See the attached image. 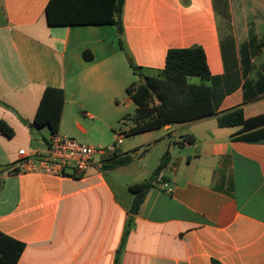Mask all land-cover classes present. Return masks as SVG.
I'll list each match as a JSON object with an SVG mask.
<instances>
[{
	"label": "crops",
	"instance_id": "crops-1",
	"mask_svg": "<svg viewBox=\"0 0 264 264\" xmlns=\"http://www.w3.org/2000/svg\"><path fill=\"white\" fill-rule=\"evenodd\" d=\"M49 1L0 0V120L15 129L12 138L0 133V231L25 243L17 264H264V124L246 131L221 127L217 115L167 124L159 135L160 128L134 134L146 147L136 145L132 154L122 137L115 154H95L79 177L22 171L17 164L20 149L46 148L50 130L34 123L46 87L65 90L59 133L109 145L123 136L110 132L115 120L128 118L122 107L135 103L131 84L128 98H119L135 74L130 61L155 75L171 48L203 47L214 76L236 62L241 82L225 95L219 114L236 107L247 119L264 114V91L245 100L243 87L264 76V60L258 61L264 41L255 50L249 37L243 41L250 40L244 75L242 42L231 36L233 57L215 0H124L122 30L52 26ZM252 131L255 139L241 138ZM166 151L167 165L132 213L137 195L129 186L149 180ZM148 155H155L151 165Z\"/></svg>",
	"mask_w": 264,
	"mask_h": 264
},
{
	"label": "trees",
	"instance_id": "trees-1",
	"mask_svg": "<svg viewBox=\"0 0 264 264\" xmlns=\"http://www.w3.org/2000/svg\"><path fill=\"white\" fill-rule=\"evenodd\" d=\"M215 0L217 12L219 5H223L225 17L228 14V1ZM124 0H50L46 15L52 26L72 24H111L122 30L121 12ZM230 49L235 57V43L230 39ZM121 48L124 49L120 40ZM240 49V63L246 75V66L250 64L247 45ZM227 47V46H226ZM226 50L223 46V51ZM87 60L92 59L89 50L84 52ZM131 66L140 77L132 83L127 91L137 104L136 113L131 117L133 125L126 132L129 135L155 130L171 123H183L203 117L217 115L221 127L241 126L243 130H251L264 124V114L252 118H245L243 108L236 107L219 114L220 104L228 93L233 92L240 85V74L236 62L230 72L223 76L212 75L206 52L199 45L186 48H171L166 55L165 67L155 75L144 74L140 67ZM189 76H199L200 83L189 82ZM209 80L211 83H208ZM245 100H249L264 91V76L253 83L245 80L243 83ZM249 90V93H248ZM66 94L64 88L48 86L40 99L34 117L38 127H48L50 133L59 132L65 106ZM0 133L7 138L15 136V129L5 120H0ZM255 131L241 136L244 140L255 139ZM169 152L162 156L159 165L153 171L149 180L134 183L129 190L136 195L143 196L153 186L155 178L167 165ZM130 220L125 234L128 232ZM25 243L0 231V264H17ZM121 249H119L120 252ZM215 264H220L215 261Z\"/></svg>",
	"mask_w": 264,
	"mask_h": 264
},
{
	"label": "rangeland",
	"instance_id": "rangeland-1",
	"mask_svg": "<svg viewBox=\"0 0 264 264\" xmlns=\"http://www.w3.org/2000/svg\"><path fill=\"white\" fill-rule=\"evenodd\" d=\"M230 1H232V15L228 20L226 19L228 17H225L223 5H221V7L219 5V11L217 12V14L219 13L218 24H219L222 38L227 41L229 38H231V36H233L236 39L238 44H240L241 42H242L241 44H243L245 43L243 41L247 40L249 37L251 40L249 41L251 42L253 49L255 50L256 48H259L258 46L260 42L264 41V35L261 34L264 29V0H251L254 2L255 7H253L252 9H247V10L242 9L241 5L243 4V2L248 1V0H230ZM220 2L222 1L217 0L218 4ZM231 22H234V26H231ZM255 23L258 24L257 26L260 32L258 33V35L255 33L256 31ZM248 27L251 29L249 36L247 33ZM249 41H246L244 45H247V47H249L250 46ZM263 60H264V55L258 56V61H263ZM139 80H140V77L138 75H135L134 73H131L128 76L127 82L125 84L126 86L122 85L120 87L121 89V94L119 95L120 100H122L124 97L128 98L126 87H128L130 84L137 82ZM201 81H202V78H200L199 76H189V82L200 83ZM207 82L211 83L209 80H207ZM122 109H123L124 116H128V118L125 119L126 122L124 123L123 120H121V119H124V117L119 120H115L113 122V127H112V130H110V132L114 134L113 129L116 130V132H122L124 145L125 147L129 149L128 152L132 154L133 147L141 143L140 138H142L141 137L142 135H129L125 131H128L129 127L133 124L131 117L134 116L136 113V104L133 102L130 105L123 106ZM155 132H156L155 134L159 135L162 132H166V131L163 128H160L156 130ZM168 134H170V132L169 133L167 132V135ZM176 139H180V135H177ZM103 145H100V146L96 145L95 147L103 148V147L108 146V145H104V146ZM143 147H146V146H143L140 144L138 149L142 150ZM141 155L142 153H139L138 156H141ZM154 157L155 155H148L147 162L150 165L154 163L155 161Z\"/></svg>",
	"mask_w": 264,
	"mask_h": 264
},
{
	"label": "built area",
	"instance_id": "built-area-1",
	"mask_svg": "<svg viewBox=\"0 0 264 264\" xmlns=\"http://www.w3.org/2000/svg\"><path fill=\"white\" fill-rule=\"evenodd\" d=\"M122 137L120 134L114 143L99 148L59 132L50 133L44 151L19 150L18 168L22 171L79 177L91 165L95 154H115ZM68 168L72 169L71 175L68 174ZM163 187L172 191L168 183H164Z\"/></svg>",
	"mask_w": 264,
	"mask_h": 264
},
{
	"label": "water",
	"instance_id": "water-1",
	"mask_svg": "<svg viewBox=\"0 0 264 264\" xmlns=\"http://www.w3.org/2000/svg\"><path fill=\"white\" fill-rule=\"evenodd\" d=\"M141 199H142V194H139V195L136 196V198H135V200H134V202H133V204L131 206V209H130V211L132 213H135L137 211V209L139 207V204L141 202Z\"/></svg>",
	"mask_w": 264,
	"mask_h": 264
}]
</instances>
